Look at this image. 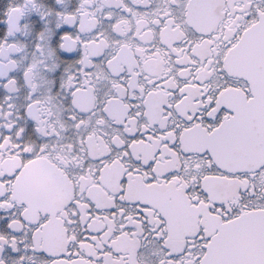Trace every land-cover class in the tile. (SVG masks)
I'll return each instance as SVG.
<instances>
[{
  "label": "snow or ice",
  "instance_id": "1",
  "mask_svg": "<svg viewBox=\"0 0 264 264\" xmlns=\"http://www.w3.org/2000/svg\"><path fill=\"white\" fill-rule=\"evenodd\" d=\"M0 264H264V0H0Z\"/></svg>",
  "mask_w": 264,
  "mask_h": 264
}]
</instances>
